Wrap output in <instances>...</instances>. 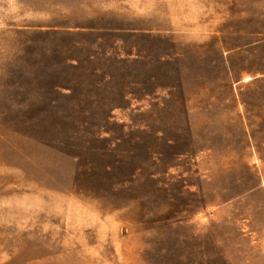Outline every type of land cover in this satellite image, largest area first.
Wrapping results in <instances>:
<instances>
[{
	"label": "rangeland",
	"instance_id": "1",
	"mask_svg": "<svg viewBox=\"0 0 264 264\" xmlns=\"http://www.w3.org/2000/svg\"><path fill=\"white\" fill-rule=\"evenodd\" d=\"M0 264H264V0H0Z\"/></svg>",
	"mask_w": 264,
	"mask_h": 264
},
{
	"label": "trees",
	"instance_id": "2",
	"mask_svg": "<svg viewBox=\"0 0 264 264\" xmlns=\"http://www.w3.org/2000/svg\"><path fill=\"white\" fill-rule=\"evenodd\" d=\"M32 33H36V32H31L30 31V35H29V37H28V41H30V42H28V43H35L38 39H37V36H31V34ZM34 48H32V49H29V50H27L26 51V53H27V56H26V59L24 58V63H25V70H26V73L25 74H21L20 76H19V79H18V82H14L13 84L14 85H16L17 87V89H19L22 93L23 92H31L32 90H34L33 88V86L31 85V81H28V80H26L28 77H27V74H30V75H36L37 76V73H36V71H35V66H36V60H35V58H34V55H35V53H34V50H33ZM33 69H34V71H35V73L33 72ZM17 77H18V75H17ZM32 78V80H34V78H33V76H31ZM21 78V79H20ZM22 100H24V99H22Z\"/></svg>",
	"mask_w": 264,
	"mask_h": 264
}]
</instances>
